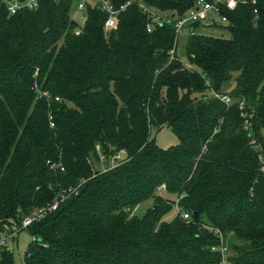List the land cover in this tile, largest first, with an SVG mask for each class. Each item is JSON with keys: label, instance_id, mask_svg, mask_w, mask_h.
I'll list each match as a JSON object with an SVG mask.
<instances>
[{"label": "trees", "instance_id": "16d2710c", "mask_svg": "<svg viewBox=\"0 0 264 264\" xmlns=\"http://www.w3.org/2000/svg\"><path fill=\"white\" fill-rule=\"evenodd\" d=\"M146 1L177 16L197 2ZM252 1L217 26L229 38L190 36L188 64L175 28L149 33L137 5L111 33L108 13L90 4L84 26L72 0L16 15L0 5V231L77 188L27 229L24 264H220L216 230L231 264H264V0ZM35 84L52 98L39 100ZM163 127L177 146L157 144L152 129ZM97 147L106 171L95 169ZM178 199L190 221L165 219ZM0 264H15L12 249H0Z\"/></svg>", "mask_w": 264, "mask_h": 264}, {"label": "built area", "instance_id": "2783aa9c", "mask_svg": "<svg viewBox=\"0 0 264 264\" xmlns=\"http://www.w3.org/2000/svg\"><path fill=\"white\" fill-rule=\"evenodd\" d=\"M248 0H197L196 4L184 15V16H177L176 14H172L170 12H163L159 11L155 8H152L148 5L146 0H129L127 3L121 5L120 7L116 6L115 0H95V3L92 5L100 9L103 12L108 13L109 17L105 23V29L107 33H111L118 29L119 21H120V14L125 12L129 7L133 5H137L143 13H145L148 18L149 22L147 24V31L149 33L153 32L155 27L160 26H173L176 32V44L177 47V39L179 35L182 34L185 28L190 30V36L197 34V29L192 28L191 24L199 22L200 27L205 24L207 26H227L229 24L228 14L230 12L236 11L241 5H246ZM253 5H256V0L252 1ZM0 5H5L10 15H16L19 12L27 9L33 10L36 9L39 5V0H0ZM87 2H82L78 5V10L80 12H85L87 10ZM255 14H258V10H255ZM199 27V28H200ZM198 28V29H199ZM76 34H80V30L76 31ZM176 47L170 51L171 58L174 59L176 53ZM34 90L38 93V99L48 98L51 99V95L48 92L40 91V87L38 84H35ZM215 97L221 99L222 101L226 102V104H230L231 98L228 96H223L214 93ZM56 101H61V98L56 97ZM240 109H244V104L240 105ZM243 117L246 114L243 112ZM51 127H55V122L53 121V117H50ZM245 129L250 130L251 124L249 120L245 122ZM97 151L99 154V161L102 162L104 165L106 161V157L101 153L100 147H97ZM126 155V151H121ZM114 160H116V156H114ZM119 161L116 166L120 164ZM50 163V162H49ZM116 166H110V168H114ZM61 165H52V168H60ZM62 171L64 168L61 167ZM103 170H108L107 168L103 167ZM166 186L163 185L159 188V191H165ZM77 194V188H71L68 192H65L61 195L60 200L55 201L52 205L48 207H44L42 209H38L32 213V215L28 216L22 221V227L13 229L12 226L9 224H5L3 226V230L0 231V249L4 248H11L14 246L15 242L17 241L18 234L23 229H28L32 226L35 222H39L42 219L46 218L49 213L58 209L60 202L67 199L70 195ZM180 200L178 199L176 204V212L180 214L184 220L190 221L191 215L189 212L185 211L183 207L179 204ZM137 206L133 210L129 211L130 217H134L137 215ZM211 229V228H209ZM213 230V229H211ZM218 233L222 240V245L219 247L213 248L214 252H220L222 254V260L220 264H231L229 260V248L225 243H223V237L219 231H215Z\"/></svg>", "mask_w": 264, "mask_h": 264}, {"label": "rangeland", "instance_id": "374dc122", "mask_svg": "<svg viewBox=\"0 0 264 264\" xmlns=\"http://www.w3.org/2000/svg\"><path fill=\"white\" fill-rule=\"evenodd\" d=\"M82 2H87L88 4L93 5L95 3V0H72L71 17L81 26H84L86 21V13L80 12L78 10V5ZM196 32L198 34L214 36V37H222V38L230 37L229 32L226 31L225 29L217 28L214 26H207L205 24H203L199 29H197ZM189 37H190V30L188 28H185L182 34L179 35L177 39L178 56L185 64H188V58L186 56L185 47ZM260 131H262L261 132L262 134L264 133L262 128ZM151 134L153 138H156L157 144L163 149H168L173 146H177L180 142L178 136L167 127H163L160 130L153 128ZM114 156H116V160H114ZM114 156L110 157V165L112 166H116L119 161H123L126 159V155L120 152ZM94 162H95L94 166L96 170H101L103 169V167L105 168L104 166L105 163L103 165L101 161H94ZM162 194L172 197L167 193H162ZM152 205H153V200H148L143 202L141 205H139L137 214L139 216L144 215L145 212ZM176 214H177L176 209H174L167 217H165V219L172 220L176 216ZM32 241L33 238L27 229H23L19 232L17 241L15 242L14 246L10 248L13 250L15 264H24L26 252Z\"/></svg>", "mask_w": 264, "mask_h": 264}, {"label": "water", "instance_id": "95a60500", "mask_svg": "<svg viewBox=\"0 0 264 264\" xmlns=\"http://www.w3.org/2000/svg\"><path fill=\"white\" fill-rule=\"evenodd\" d=\"M191 27L198 29L200 27V23L199 22L193 23L191 24Z\"/></svg>", "mask_w": 264, "mask_h": 264}]
</instances>
